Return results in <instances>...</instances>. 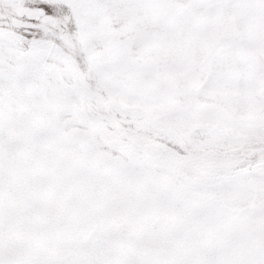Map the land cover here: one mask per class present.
<instances>
[{"label":"snow or ice","instance_id":"6c2138e0","mask_svg":"<svg viewBox=\"0 0 264 264\" xmlns=\"http://www.w3.org/2000/svg\"><path fill=\"white\" fill-rule=\"evenodd\" d=\"M0 264H264V0H0Z\"/></svg>","mask_w":264,"mask_h":264}]
</instances>
